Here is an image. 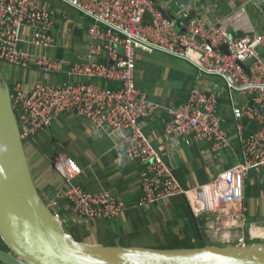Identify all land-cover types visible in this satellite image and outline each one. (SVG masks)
I'll use <instances>...</instances> for the list:
<instances>
[{"label":"built area","instance_id":"obj_1","mask_svg":"<svg viewBox=\"0 0 264 264\" xmlns=\"http://www.w3.org/2000/svg\"><path fill=\"white\" fill-rule=\"evenodd\" d=\"M54 1L91 22L86 32L87 55L81 62L66 65L43 52L58 46L53 32L60 18L65 19L62 10L36 0H0V64L34 68L44 76H66L59 84L37 83L28 91L20 84L13 86L11 104L22 141L49 128L61 115L87 120L96 136L127 131L122 140L124 154L142 166L139 208L183 196L195 218H206L204 227L212 241H235V246L264 242V222L247 224L242 210L244 181L250 171L264 167V30L233 37L220 23L207 25L191 15L190 5L181 6L170 20L150 0ZM181 16L189 17L186 33L177 28ZM136 50L184 61L197 80L220 79L235 135L229 136L222 126L219 95L214 92L194 86L186 103L174 107L150 101L135 86ZM99 82L120 87L111 90ZM238 97L244 99L241 104ZM160 111L168 118L164 132L172 149L202 143L218 152L237 143L240 162L208 184L183 188L144 132V123L157 118ZM244 121L256 129L247 131ZM53 166L64 180L62 198L70 205L72 223L88 226L124 215L125 205L109 191L89 193L72 183L79 170L71 159L59 156Z\"/></svg>","mask_w":264,"mask_h":264},{"label":"crops","instance_id":"obj_2","mask_svg":"<svg viewBox=\"0 0 264 264\" xmlns=\"http://www.w3.org/2000/svg\"><path fill=\"white\" fill-rule=\"evenodd\" d=\"M36 1L59 8L65 17L60 18L53 32L58 46L52 50H43L44 54H51L57 59L64 60L66 65L85 60L88 21L53 0ZM154 2L161 13L170 16H177L181 6L190 5L191 15L196 14L207 25L220 23L236 38L261 33L264 30V0H154ZM180 27L185 29L187 23H180ZM21 47L28 48L24 44ZM135 60L136 88L145 93L150 101L163 108L186 103L191 89L199 81L194 69L184 61H171L159 56L147 57L141 54ZM1 72L12 87L20 84L27 91L37 83L56 85L66 80L64 74L44 76L34 68L24 70L4 64H1ZM73 81L82 82L80 79ZM201 81L206 83L202 86L197 84L201 90L219 95L218 112L222 126L229 136H234L235 125L224 98L223 85L208 77L201 78ZM110 87L111 90H118L120 85L110 83ZM237 101L241 104L244 99L238 97ZM167 120L165 113L160 111L157 118L144 123V132L183 188H197L208 184L240 162L237 143L231 149L218 152H213L209 145L202 143L172 149L164 132ZM93 131V126L87 120L61 115L55 118L49 129L24 147L29 169L40 196L47 206L56 212L65 205L64 216L57 215L65 221L69 231L77 225L85 227L87 234L81 242L105 247L149 249H189L207 245L235 244V241L231 244L212 241L206 234L205 227L197 222L183 196L143 209L139 208L137 203L141 197L142 166L137 161L129 160L124 154L122 140L127 131L102 133L99 136L94 135ZM59 156L71 159L78 168L79 174L72 182L74 185L89 193L109 191L116 200L125 205L124 215L112 220H97L88 226L72 223L69 219L70 205L62 198L65 190L64 180L55 172L53 166V160ZM49 192L64 200L61 208L55 206ZM242 193V210L247 224L257 221L263 223L264 167L250 171L244 181Z\"/></svg>","mask_w":264,"mask_h":264},{"label":"water","instance_id":"obj_3","mask_svg":"<svg viewBox=\"0 0 264 264\" xmlns=\"http://www.w3.org/2000/svg\"><path fill=\"white\" fill-rule=\"evenodd\" d=\"M150 1L158 9L154 0ZM188 22L189 17L180 18L178 30L186 33L180 23ZM139 54L176 60L161 53L138 50L135 58ZM213 79L223 85L220 79ZM197 84L206 85L201 80ZM243 124L249 131L256 129L255 124L247 125L245 121ZM49 196L55 206H63L55 193L49 192ZM197 222L204 226L206 218L199 217ZM0 239L7 248V251L0 249V264H264V242L189 249L105 247L77 242L35 187L12 108L10 88L1 71Z\"/></svg>","mask_w":264,"mask_h":264},{"label":"trees","instance_id":"obj_4","mask_svg":"<svg viewBox=\"0 0 264 264\" xmlns=\"http://www.w3.org/2000/svg\"><path fill=\"white\" fill-rule=\"evenodd\" d=\"M86 20L88 21L89 24L91 23L88 19H86ZM0 71H1V64H0ZM1 73H2V72H1ZM53 75H58V74H52V75H49V76H53ZM8 85H9V88H10V96H11V98H12V88H13V87L11 86V84H8ZM99 86H101V87H103V88H109V89L111 88V87H110V83L108 84V83H106V82H101V83L99 84ZM195 86H197V82H196ZM197 87H198V86H197ZM50 127H51V126H50ZM50 127H49V128H50ZM49 128H47V129H49ZM47 129H44V130H42V131H40V132H38V133H36V134L30 136L29 138L23 139V145H24V147H27L28 144H30L34 139H36V137L38 138V136H39L40 134H42V132H44V131L47 130ZM61 200L64 201L62 198H61ZM64 206H65V205H64ZM64 206H63L62 209L58 210V212H56L55 209L52 210V212H53L54 214H60V215L64 216V214H65V212H66ZM70 233L72 234L73 238H74L77 242H81L82 239H83V238L85 237V235L87 234V232H86V230H85V227H84V226H78V225H77V226H74L73 228H71V229H70ZM0 249L7 251V248H6V246L3 244V242L1 241V239H0Z\"/></svg>","mask_w":264,"mask_h":264},{"label":"rangeland","instance_id":"obj_5","mask_svg":"<svg viewBox=\"0 0 264 264\" xmlns=\"http://www.w3.org/2000/svg\"><path fill=\"white\" fill-rule=\"evenodd\" d=\"M257 242H259V241H255V243H257Z\"/></svg>","mask_w":264,"mask_h":264}]
</instances>
